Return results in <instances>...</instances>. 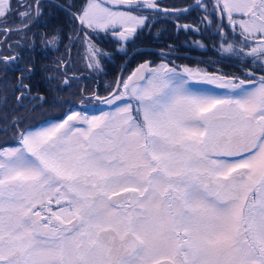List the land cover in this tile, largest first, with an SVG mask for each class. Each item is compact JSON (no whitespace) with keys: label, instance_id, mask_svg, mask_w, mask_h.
<instances>
[{"label":"snow or ice","instance_id":"obj_1","mask_svg":"<svg viewBox=\"0 0 264 264\" xmlns=\"http://www.w3.org/2000/svg\"><path fill=\"white\" fill-rule=\"evenodd\" d=\"M114 2L129 10L91 3L77 19L125 39L147 26L136 0ZM234 11L259 23L241 21L245 43L224 52L264 69V0H223L233 25ZM233 79L145 63L102 101L112 111H72L0 147V264H264V75L256 88Z\"/></svg>","mask_w":264,"mask_h":264},{"label":"rangeland","instance_id":"obj_2","mask_svg":"<svg viewBox=\"0 0 264 264\" xmlns=\"http://www.w3.org/2000/svg\"><path fill=\"white\" fill-rule=\"evenodd\" d=\"M153 2L155 5H158V7L148 8V7H143L144 3H137L142 6L139 9L144 11H142V13H137L135 11H132V14L145 17L147 26H138L136 32L129 35L126 39L122 38L120 35V32H122V28L120 26H117L115 29L110 28L105 31H100L98 29L93 30L81 25V23L80 25H78L76 19L74 18V15L70 16L69 22H67L68 24L66 25L68 41L63 43L64 40H62L63 36L60 30H57L53 35L46 37L44 41V47H39V48L40 49L42 48L50 52L54 56V59L53 61L50 62V65L45 67L46 81L45 80L43 81V85L46 86L47 92L50 93L51 96H54V93L57 92L64 94L62 98L63 101L62 102L60 101L59 103H55L53 105V109H51V113L44 111L46 109L44 107L47 105V101H45L46 97L42 99H37L35 103L34 101L27 102V100L24 98L17 99L20 91L25 92V88L23 87L25 83H22L24 82V79L22 81L19 79L21 75H23V77H25V75L23 72H21L18 64H14L13 63L14 61L11 62V60H9L8 63H10L9 64L10 68L15 70L16 74L20 73V76L17 79L18 80L17 90L19 91V93L16 94L15 89H13L12 94L15 93V95H10L9 97L8 94L9 90L8 92H6L3 91L2 88H1L2 90L0 89L1 94L5 95L0 100V113L1 112L6 113L2 117H0V147L16 146L17 145L16 136L17 133L20 131V129H22L23 127H27V130H34L31 127L36 120L37 121L46 120L47 122L43 123V126L41 125V127H46L53 123L62 121L72 111L82 112L89 116L100 115L103 112L112 111L115 105L110 106L106 103H102V101L105 98L110 99L111 95L114 94L117 88L118 81L126 80L139 67V65L142 62H144V60L138 62L130 70H128L130 66L126 63L121 64L120 66L116 65L114 66V68L117 69V72L116 73L113 72V68L111 65H115L113 61L114 56L111 52H109V50L102 48L97 43L96 40L98 39V37L101 36L99 34H103L106 31H110L109 34L111 38L120 42L121 44L120 49L123 51L124 47L122 46L127 41L133 39L142 30L148 29V27L151 24V21L156 18L154 12H156L157 9L162 8V9L180 10L188 7L189 4L192 5L193 3L196 2V0H166L165 2L164 1L162 2L161 0H154ZM240 2H250V0H240ZM257 2L259 3V0H257ZM91 3H99V2L97 0H89L86 6L79 12V14H81L83 10H85ZM66 4H70V2L67 1ZM99 4L103 7H106L101 3ZM202 4L204 6L198 7L199 10L193 15V17L197 18L200 22H202L205 28H210L211 26H213L214 28L212 34L213 39L211 40V42L213 43L217 42L222 48L227 47L228 43L234 44L235 42H238L240 45L245 43L244 37L241 35L242 29L240 28V22L241 21L252 22L253 20H255V18L252 17L251 13H249L248 16H245L243 12L234 11L232 13V18L235 21V25H233V23L229 21L228 15L226 13L223 16L221 15V10L223 9V0H203ZM28 5H30V3ZM21 9L22 10H20L19 12L20 13L19 19L21 18L25 19V17L28 16L22 22V24H25L32 17L31 16L32 10L29 6H23ZM108 9L112 11L129 10L128 7L108 8ZM148 9L149 10L152 9L153 11L152 14L148 12ZM22 12L26 13V15L21 16ZM71 13L73 14L74 12ZM6 16L0 17V20L7 19L9 20V22L14 21L13 13L11 10L7 12ZM205 17L208 18L206 19ZM61 18L63 20L65 19L63 18V16ZM166 19L168 20L169 25L172 24L173 27H175V25L177 26L176 29L177 31L180 30V26L182 27L187 26L186 28L193 27L191 24L186 23L185 13L171 15L168 16ZM64 21L66 22V20ZM20 22L21 21L19 20L17 21L16 25L12 24L10 26L17 27L21 25ZM255 22L259 23L258 20H255ZM221 25L223 26L224 29L223 36L220 34ZM163 31H164L163 29L153 30V35H154L153 37L154 38L158 37L160 33ZM194 31H196V28ZM92 37H94V39H92ZM18 39L25 40L26 37L19 36ZM247 43L255 45L257 41L249 40L247 41ZM181 45L184 46V44ZM197 45L198 47L196 49V54L201 55L203 53L204 55L203 44L197 43ZM175 47L176 46L170 44V46L165 47L164 50L153 51L152 53H156L158 55L164 56V58H167V60H161V59L159 61L148 60V62L150 63V67L158 68L161 65H167L169 68H172L168 65V62H170V57L168 58L164 52L170 53L176 49ZM28 49L29 48L27 47L24 49L21 48L23 52L22 55L27 53ZM189 50H191V48H189ZM136 52L145 55H147V52L149 53V51L146 49H137ZM6 54L7 55H4L6 58H12V57H16L17 59L21 58L20 49L17 47L12 48L8 53L6 52ZM208 54L209 57L212 55L211 53ZM231 54L232 53H226L223 50L221 56L223 58L224 57L229 58ZM213 55L214 56L218 55V52L214 53ZM142 57L146 58V56H142ZM209 57H207L206 55L204 56L192 55V57H190L189 59L196 61L195 63L189 64L188 66H181L179 64H175L179 68L178 69L172 68V69H174L177 73L181 75H183L185 69H190L194 72L199 71L201 73L214 74L217 76L223 75L230 79L234 78L233 82L235 83H239L240 79H244L246 81L245 87L247 88L259 87L260 77L264 75V69L261 68L259 63H254L252 57H248L247 55H244L243 57H241V55H236V58L238 59L237 61H239V64L236 66L241 71L239 76L232 75L231 74L233 73L232 70L224 69L221 62L212 59L210 60ZM26 58H28V56ZM2 59L4 60V58ZM44 60H46V58H44ZM126 61L129 63L130 56L127 57ZM213 63H218V64H213ZM97 64H99V66H97ZM232 64L234 63L232 62ZM107 67H109L108 68L109 70L107 69ZM249 72H252L254 74L249 76L248 75ZM185 79H187V77H185ZM65 80H67L68 83H65ZM249 80L253 81V83H247V81ZM189 86L208 95H224L228 91L227 89L216 88L215 85L198 83L196 81H189ZM13 88H15V86ZM120 91L121 92L124 91L122 87L120 88ZM59 93H57V95H59ZM9 98H12L13 101L10 102ZM14 102L18 104H16V106H14L13 108H18V109L20 108V109L12 113V108L10 107L7 108V106ZM128 102L132 103L133 105L137 103L134 100ZM121 103H123V101L116 102V104H121ZM33 107L39 109L40 114H34V113L31 114L32 110L34 109ZM94 108H96L98 112H95ZM60 111H66V116L62 120H57ZM50 114L52 115V117H49ZM29 116L32 117L30 122L27 121V118ZM53 207H55V205H53Z\"/></svg>","mask_w":264,"mask_h":264},{"label":"trees","instance_id":"obj_3","mask_svg":"<svg viewBox=\"0 0 264 264\" xmlns=\"http://www.w3.org/2000/svg\"><path fill=\"white\" fill-rule=\"evenodd\" d=\"M67 1H69L70 4H66ZM88 1L89 0H59L61 4L66 5V6L64 5L65 8L61 7L60 5L55 6L53 4H47L45 7L47 11L45 14L46 15L45 17V36L47 37V36L53 35L57 30H60L63 36L62 40H64L63 43L68 41L66 25L68 24L67 22H69L70 16L72 14L71 12L79 14V12L88 3ZM161 1L165 2L166 0H161ZM136 2L144 3V0H136ZM190 5L191 4H189L188 6ZM198 10L199 8L196 7L190 12L185 13L186 23L191 24L193 27L186 28L184 26L183 27L180 26L179 31L176 30L177 29L176 25L175 27H173L172 24H170L171 26L169 25L168 20L166 18L171 15H162L161 13L157 11L154 12V14L156 15V18L151 21V24L148 27V29L142 30L133 39L127 41L124 45L122 44L123 45L122 47H124L123 51L120 49L121 47L120 42L112 39L109 36L108 32L99 34L101 36L98 37L96 41L102 48L109 50V52L113 54L114 56L113 61L115 65H111V66L113 68V72L115 73L117 72V69L114 68V66L116 65L120 66L121 64L126 63L130 66V68L128 69L130 70L141 60H144V61H148V60L159 61L160 59L167 60V58H164V56H161V55H158L152 52L164 50L165 47L170 46L171 44L173 46H176L175 47L176 49L170 53L167 52L168 54L166 52L164 53L167 55L168 58L170 57V62H168V65L172 68H177V69L179 68L175 64H179L181 66H188L189 64L195 63L196 61L189 59L190 57H192V55H195V56L206 55L207 57H209L208 53H211L212 55L209 57L210 60L212 59V60L221 62L224 69H230L234 73V74L231 73L232 75L239 76L241 71L236 66L239 64V61H237L238 59L236 58V55L231 54L229 58L228 57L223 58L221 56L223 52V48L217 42H214V43L211 42V40L213 39L212 37L213 30H214L213 26H211L210 28H205L202 22H200L197 18L193 17V15ZM133 11L137 13H142V11L144 10L135 9ZM148 12L152 14L153 11L152 9L150 10L148 9ZM62 16L63 18H65L64 20H66V22L61 18ZM195 28H196V31L198 32L194 31ZM159 29H163L164 31L161 32L158 37L154 38L153 30H159ZM204 36L206 37V39ZM92 39H94V37H92ZM197 43L203 44L204 55L203 53L201 55L196 54V49L198 47ZM181 44H184V46H182ZM234 44L236 45L237 49H239V46H241L238 42H235ZM39 47L41 46H36L32 49L29 48L27 50V53L23 54L24 57L22 55L23 52L21 48H19L20 57L22 59L21 58L18 59L16 64H18V66L20 67V70H25L23 71L25 78H24V82L22 83L27 84L33 90L32 92H34L35 89H38V88L43 91V95L44 97H46L45 101H47V105L44 107L46 109L44 111L51 113V109H53V105L55 103H59L60 101L61 102L63 101L62 98L64 94L57 92L59 93L60 96L57 95V93H54V96H51V94L47 92L46 86L43 85V81L45 80V74H46L45 67L50 65V62L53 61L54 56L47 50H44L42 48L40 49ZM189 48H191V50H189ZM137 49H146L149 51V53L147 52V55L140 54L139 52H136ZM10 50H11L10 48L2 46L1 55H7L6 52L8 53ZM217 52H218V55L214 56L213 54ZM27 56L28 58H26ZM128 56H130L129 63L126 61ZM142 56H146V58ZM44 58H46V60H44ZM232 62L234 64H232ZM213 64H218V63H213ZM28 66H31V68L33 69L30 75H28L29 73L26 71ZM4 68H5V63L2 60H0V73H1L0 89L2 88L3 91H6V92H8L9 90L8 94L10 97V95H15V93L16 94L19 93V91L17 90L18 80H17L16 75H11V73L15 70L11 68V70L5 72ZM108 68L109 67H107V69ZM29 79H31L32 82H29L28 81ZM14 86L15 88H13ZM13 89H15L16 91L14 94H12ZM0 94H1V91H0ZM4 94H7V93H4ZM4 96L5 95L1 94L0 100ZM9 100L10 102L13 101L12 98H9ZM16 104L18 103L14 102L12 104H9L7 108L8 107L12 108V113L16 112L20 109V108L19 109L13 108L14 106H16ZM33 108L34 109L32 110L31 114L32 113L40 114L39 109L35 107ZM68 108H71V107H68ZM65 113L66 111H60V114L58 115L57 120ZM4 114L6 113L1 112L0 117H2ZM49 117H52V115L50 114ZM31 118L32 117L29 116L27 118V121L30 122ZM45 122L47 121L46 120H39V121L36 120L31 128H35ZM25 129H27V127H23L20 130H25Z\"/></svg>","mask_w":264,"mask_h":264},{"label":"flooded vegetation","instance_id":"obj_4","mask_svg":"<svg viewBox=\"0 0 264 264\" xmlns=\"http://www.w3.org/2000/svg\"><path fill=\"white\" fill-rule=\"evenodd\" d=\"M30 1V2H29ZM30 3V5H28ZM53 4L55 6L60 5L64 7L63 4L59 2V0H10V10L13 13V22H9L7 19L0 20V60L5 61V56L1 55V47L7 48H34L36 46L44 47V41L46 39L45 36V14H46V5ZM23 6H29L32 10L31 12V19L22 24V22L26 19H19L20 18V10ZM65 8V7H64ZM7 17V16H6ZM21 21V25L17 27H11L10 25L17 24V21ZM19 36L26 37L25 40H19ZM4 58V60L2 59ZM18 61V59H17ZM15 60L14 64L17 63ZM3 74V73H2ZM5 75V74H4ZM11 75H16L17 79L20 76V73L16 74V71H13ZM30 75V74H28ZM33 75V73H32ZM1 76V73H0ZM32 77V76H31ZM25 78V77H24ZM32 82L31 79L28 80ZM34 82V81H33ZM35 83V82H34ZM36 84V83H35ZM24 89V88H23ZM33 90L28 87L25 88V92H23V96H21V92L19 93L18 97L24 98L27 102H33L37 99L44 98L43 91L41 89ZM30 104V103H29ZM22 105V104H21ZM35 106V105H34Z\"/></svg>","mask_w":264,"mask_h":264},{"label":"water","instance_id":"obj_5","mask_svg":"<svg viewBox=\"0 0 264 264\" xmlns=\"http://www.w3.org/2000/svg\"><path fill=\"white\" fill-rule=\"evenodd\" d=\"M101 4H103V5H105V6H107V7H110V8H124V7H127V6H125V5H123V4H120V3H116V2H114L113 0H98ZM203 1V0H202ZM137 3V2H136ZM196 5V2L195 3H193L192 5H190V6H188V7H186V8H184V9H189V8H191V10H193L194 8H196V7H194ZM165 9H157V12H159V13H161V14H163V15H177V14H184V13H188V12H190L191 10H189V11H187V12H185V11H180V12H177V11H174L173 9H167L168 11H164ZM175 10H177V9H175ZM180 10H183V9H180ZM5 62V61H4ZM145 63H147L148 65H149V63L148 62H144L143 64H145ZM142 64V65H143ZM149 67H150V65H149ZM138 69V68H137ZM145 75H147L148 73L147 72H145L144 73Z\"/></svg>","mask_w":264,"mask_h":264}]
</instances>
